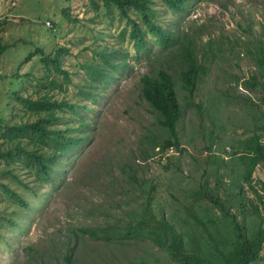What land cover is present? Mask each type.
Wrapping results in <instances>:
<instances>
[{
    "label": "rangeland",
    "instance_id": "rangeland-1",
    "mask_svg": "<svg viewBox=\"0 0 264 264\" xmlns=\"http://www.w3.org/2000/svg\"><path fill=\"white\" fill-rule=\"evenodd\" d=\"M94 1L96 7L91 0H0V45L9 46L0 61V117L6 122L37 119L22 110L12 92L21 91L33 99L46 93L47 88L39 93L35 89L37 79H44L47 73L42 57L52 55L58 47L69 50L62 56L61 65L72 81L64 85L63 93L51 91L59 100L78 102L75 95L86 79L83 65L101 62V58H94L93 51L120 47L123 56L119 59L126 61L116 81L107 90L100 89L97 104L78 102L93 109L88 115L90 119L96 117V122L93 120L90 130L91 140L71 155L60 177L58 171L53 183L38 189L33 185V172L23 162L9 164L14 176L39 191V196H33L15 183L14 176H0L2 184L19 191L30 203L22 214L17 202L0 190V215L15 220V226L0 221V264H70L65 257L73 246V264H136L143 258L145 264H174L149 239L106 241L82 236L79 229L118 225L125 233L140 218L146 202L143 189L151 187L155 188L152 210L156 220L178 221L184 217L191 223V213L183 207L191 199L189 190L204 186V190L215 192L216 183L219 195L230 199L238 191V185H228L233 180L223 173L230 170L240 182L244 166L225 149L250 137L255 119L264 116V74L260 75L254 57L257 47H264V0H195L185 14L174 13L160 0H152L153 9H158L154 22L192 39L199 59L210 69L199 81L193 100H188V93L181 88L180 72L186 63L180 50L172 46L162 49L156 37L146 32L140 15L130 10L128 15L140 24L148 42L149 51H137L129 39L133 25L128 15L120 16L102 0ZM68 6L77 21L64 16ZM211 40L213 53L203 61L201 53L210 51ZM38 48L43 55L36 51ZM157 69L173 73L177 82L184 108L177 127L181 149L154 147L163 143L168 132L141 96L140 80ZM252 75L258 76L259 83L248 92L243 81ZM50 78L63 83L62 76L55 72ZM75 120L77 117L70 115L64 118V122ZM0 146H9L1 134ZM4 167L8 168L0 163V172ZM131 175L137 177L136 185L129 182ZM221 179L225 185L220 184ZM253 180L255 189L264 195V163L257 167ZM246 192L262 207L247 186ZM200 201L210 207L207 200ZM194 210L201 215L198 208ZM247 211L251 214V205H247ZM210 216L214 217L211 212ZM246 222L251 224V215ZM261 255L255 264H264V249Z\"/></svg>",
    "mask_w": 264,
    "mask_h": 264
},
{
    "label": "trees",
    "instance_id": "trees-1",
    "mask_svg": "<svg viewBox=\"0 0 264 264\" xmlns=\"http://www.w3.org/2000/svg\"><path fill=\"white\" fill-rule=\"evenodd\" d=\"M193 1L195 0H160L163 5L177 14L188 13L190 3ZM102 2L105 7L118 10L120 16H127L128 12L133 10L140 15L141 22L146 26V32L156 37V43L162 49L172 46L180 50L183 61L186 63V68L180 72L181 88L188 93V100H193L199 81L210 71L209 67L199 59L194 41L187 35H177L173 29H164L160 24H156L154 22L155 12L158 9H153L152 0H102ZM91 5L96 7V1L91 0ZM63 13L70 21H77L71 16L70 6L66 7ZM128 17L133 25L129 39L134 42L137 51H149L148 42L140 24L135 22L130 15ZM123 35L124 30L120 38ZM150 47L152 48L151 45ZM8 49L7 43L0 45V61ZM36 51L44 54V51L39 48ZM121 51L123 49L116 46L108 50L104 47L100 51H93L94 58H101V62L94 60L92 63L83 65L86 79L75 95L76 101L85 100L92 101L94 104L98 103L101 96L100 89L107 90L125 68V59L122 61L119 59L121 55L123 56ZM68 52V48L58 47L52 55L42 57L47 73L44 79H37L35 89L39 93L42 89L47 88L46 93L37 99H33L29 96H23L21 91L12 92L14 100L21 106L22 110L25 113L36 115L37 119L34 122L21 121L15 123L12 121L9 123L0 117V134L6 144L9 145L6 148L0 146V163L8 167L1 170L0 176H14L9 169V164L21 161L28 167V170L33 172L35 178L33 185L42 189L43 185L54 182L58 171V177H60L63 173V165L71 162V155L78 151L81 145L91 140L90 130L93 120L96 122V117L90 119L88 114L93 109L87 103L72 102L66 98L59 100L51 94V91L55 89L63 93L66 91L64 85L72 82L69 72L64 70L61 65L62 56ZM210 52L213 53L212 40L210 41V51L201 53L203 61L208 60L207 56ZM31 56L32 54L26 59L29 60ZM254 57L256 65L260 69V75H263V46L257 47ZM51 72L61 75L63 83L50 78ZM14 78H18V75H14ZM140 81L141 96L156 113L158 124L168 132L163 143L158 142L154 147H163L165 151L173 146L181 149L177 127L183 118L184 108L179 99L174 74L168 70L157 69L154 73L142 75ZM257 83H259L258 76L252 75L251 79L243 81V87L248 92H253ZM248 100L251 102L250 105L255 107L252 99L248 98ZM67 115L75 116L77 120L64 122ZM255 122L254 131L250 137L229 146L230 151L228 148L225 149L234 161L237 160L239 164L244 166L240 182H237V177L235 178L230 170L223 173V177H230L233 180L228 185H238V191L234 193L232 199L221 197L216 183L215 192L209 188L204 190V186L199 189H191L189 190L191 199L187 200L183 207L184 210L191 213L194 223L184 217L178 221L174 218H171L170 221H166L165 218L158 221L152 210L154 201L152 192L155 188L151 187L150 189H143L146 202L141 207L140 218L137 219L136 225H129L125 233L122 232L123 226L111 225L99 229H79L82 236L86 235L92 239L106 241L125 238L149 239L164 250L174 264L258 263L264 249V195L255 189L253 174L257 167L264 163V141H262L264 116L259 115ZM214 158L220 162L224 161L220 157L214 156ZM218 176L222 177V175ZM13 179L22 190H29L33 196L40 195L32 184L17 176H14ZM129 182L136 185L138 179L135 175H131ZM221 183L225 185L222 179ZM246 186L252 190L256 201L262 207H259L253 199L248 198ZM2 189L9 196V199H14L23 209L22 214L24 210L30 208L29 201L19 191L17 192L0 181V190ZM200 200H207L210 207L204 205ZM247 205L252 207L251 214H248ZM195 208L199 209L201 215L196 213ZM233 208H235L234 211ZM210 212L215 218L210 216ZM250 215L252 222L248 224L246 220ZM1 216L0 221L4 219L11 226H15L14 219H6ZM81 237L77 236V239ZM75 250V246H73L72 252L65 257V260L70 264H73L72 258ZM145 263L146 260L143 258L140 263L136 264Z\"/></svg>",
    "mask_w": 264,
    "mask_h": 264
}]
</instances>
